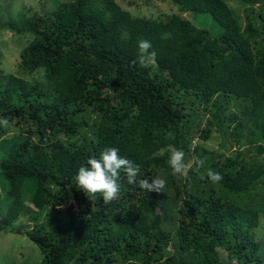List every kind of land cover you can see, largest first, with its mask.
<instances>
[{
    "label": "trees",
    "instance_id": "trees-1",
    "mask_svg": "<svg viewBox=\"0 0 264 264\" xmlns=\"http://www.w3.org/2000/svg\"><path fill=\"white\" fill-rule=\"evenodd\" d=\"M160 1L177 12L53 0L0 14V36L28 40L14 72L0 67V233L23 219L39 264H264V0ZM141 39L156 65L134 63ZM212 130L233 155L204 146ZM169 145L203 168L173 175ZM108 147L140 173L121 171L105 204L75 176ZM154 178L162 191L140 188Z\"/></svg>",
    "mask_w": 264,
    "mask_h": 264
},
{
    "label": "rangeland",
    "instance_id": "rangeland-1",
    "mask_svg": "<svg viewBox=\"0 0 264 264\" xmlns=\"http://www.w3.org/2000/svg\"><path fill=\"white\" fill-rule=\"evenodd\" d=\"M144 1L147 3H143ZM118 2L124 8L129 4V0H118ZM135 2L136 3H132L131 5L137 8L135 13L140 15V17L156 18L158 16V11L162 14L177 12L175 6L160 0H135ZM50 5H53V0H0V14L3 18H7L5 15V9H8V12H10L13 17H15L20 10L29 15L33 12L43 14L44 10L46 11L49 9L48 6ZM183 17L192 20L188 14L183 15ZM27 43L28 40L12 38L10 34L0 36V48L2 53V63L0 67L3 71L5 70L7 72V70H9L10 72H14L16 70L19 62V52ZM235 110L237 111V109ZM14 132L15 130L11 128L8 134L12 135ZM210 134L212 138L207 140L204 144L208 150L225 151L229 155H233V148L229 147L226 150L221 146V139L215 130H212ZM197 142V139H195L193 141V146L196 145ZM263 159L264 157L261 158V160ZM60 208L68 210L72 208V205L64 203ZM260 220L263 221L264 219L260 217ZM24 225L25 223L23 222V219H20L14 224L16 228L14 231L5 230L0 233V264L40 263L42 257L40 251L38 247L25 236L23 232ZM19 228L21 233H18L17 231ZM263 230L264 224H262L260 228L255 229L256 239L262 244L261 253H264V234L261 233Z\"/></svg>",
    "mask_w": 264,
    "mask_h": 264
},
{
    "label": "clouds",
    "instance_id": "clouds-1",
    "mask_svg": "<svg viewBox=\"0 0 264 264\" xmlns=\"http://www.w3.org/2000/svg\"><path fill=\"white\" fill-rule=\"evenodd\" d=\"M186 15V14H184ZM137 60L143 67L154 66L157 63V52L153 49L151 41L141 39L138 41ZM0 126L7 127V118H0ZM171 135V133H169ZM170 155L168 164L172 169L173 175L188 176L189 171H199L203 168L205 160L198 157L186 159L182 150L176 149L169 145ZM121 171L127 176L129 184L135 183L140 173L139 165L133 164L130 160L122 157L117 147L105 148L99 158L92 157L87 161V166L78 169L75 181L79 189L93 199L97 198L96 194H101L105 204L118 198L121 191ZM207 178L212 182H219L223 179L220 173L214 170H208ZM140 188L147 192L162 191L166 186V180L154 178L151 181L140 180Z\"/></svg>",
    "mask_w": 264,
    "mask_h": 264
}]
</instances>
